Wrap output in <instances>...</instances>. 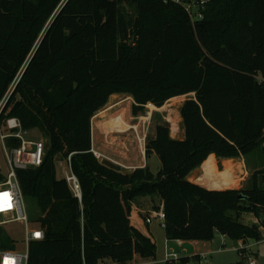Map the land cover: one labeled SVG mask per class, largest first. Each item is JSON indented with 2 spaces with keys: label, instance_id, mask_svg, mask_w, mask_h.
I'll return each mask as SVG.
<instances>
[{
  "label": "trees",
  "instance_id": "1",
  "mask_svg": "<svg viewBox=\"0 0 264 264\" xmlns=\"http://www.w3.org/2000/svg\"><path fill=\"white\" fill-rule=\"evenodd\" d=\"M200 1L0 0V124L16 117L48 138L42 164L17 169L44 232L30 243L28 264L155 259V237L131 221L141 196L160 199L152 207L163 204L169 240L210 242L219 233L245 245L264 238V170L240 191L188 179L212 153L238 158L264 144V0H207L203 19L193 22L185 4ZM123 92L134 99V116L148 103L195 94L181 105L184 137L158 124L149 140L145 157L162 161L156 175L147 165L115 170L89 152L92 118ZM70 153L81 200L57 176L56 162ZM246 213L259 223L243 222ZM15 244L0 226V251Z\"/></svg>",
  "mask_w": 264,
  "mask_h": 264
},
{
  "label": "rangeland",
  "instance_id": "2",
  "mask_svg": "<svg viewBox=\"0 0 264 264\" xmlns=\"http://www.w3.org/2000/svg\"><path fill=\"white\" fill-rule=\"evenodd\" d=\"M127 9L129 10L130 17L135 15L134 7H128L127 5ZM106 40L108 41V45L109 43L114 45L115 40L113 36H107ZM121 40L118 39L117 42L119 43ZM134 40V35L130 34L128 44H134ZM193 96H195L194 93L178 96L174 100L167 101L161 107L146 106L143 114L134 116L131 113V106L134 99L130 94L123 92L111 95L107 104L92 118V132L96 147L98 146L97 148L102 154L111 157L129 168L130 172L138 167H145L147 165L152 173L156 175L162 167V161L156 154L145 158L149 140L153 137L158 124L169 126L171 136L176 137V135L181 134L183 138L184 128L180 109L184 101ZM166 104H169L167 108H165ZM119 120L122 121L116 122ZM29 136L35 137L36 139L42 138L48 142L47 136H43L37 129L30 130ZM263 145L261 142L248 156H240L236 160L230 159L226 163L219 162L220 169H230L234 173L228 180L230 184L222 188H235V190L240 191L247 190L252 186L253 172L256 170H264ZM217 158L218 160L221 159L219 157ZM56 163L57 176L64 178L66 168L64 159H58ZM240 166L245 168L239 170ZM0 170L7 179L9 167L1 139ZM191 173L188 177L193 182H196L195 180L199 174L193 176L194 174ZM149 198L141 196L134 202V210L131 215L132 223L137 216L146 221L145 219L148 213L143 211L144 208L152 206L153 203H161L159 198L155 197L153 201ZM24 202L28 215V226L30 229H33L38 224L36 220L40 216V210L34 199L24 197ZM244 216L243 222L259 223V220L251 213H246ZM0 226H3L15 240V250L24 252L26 249V231L22 223L19 221L4 222L3 218L0 217ZM151 228L156 238L157 257L155 259H141L138 256V259L135 258L133 261L135 264H165L166 260L170 257L169 254L172 252H176L179 259H174L171 264H249L248 257L241 254V248L243 247H249V254L255 259L256 264H264V238L261 240L249 239L244 245L241 242L234 241L229 237L216 233L210 242L188 240L179 243L178 240H169L166 238L164 227L158 219L153 220ZM182 257H189V259L187 262L181 263L180 259ZM107 264L117 263L108 262Z\"/></svg>",
  "mask_w": 264,
  "mask_h": 264
},
{
  "label": "built area",
  "instance_id": "3",
  "mask_svg": "<svg viewBox=\"0 0 264 264\" xmlns=\"http://www.w3.org/2000/svg\"><path fill=\"white\" fill-rule=\"evenodd\" d=\"M175 1L180 2L181 0ZM206 2L207 0H201L200 4L202 6H199L198 2L193 3V5L189 3L185 4L193 22H195V20L203 19V9ZM146 106L156 107L152 103H148ZM1 107L2 105H0V110ZM29 132L30 131H27L23 128L20 120L16 117H10L0 124V139L2 141L3 150L5 152L6 161L9 167L7 179H5L3 182H0V217L3 218L4 222H21L26 231L25 251H0V264H28L30 243L34 240H40L44 237V232L39 225L33 229H30L28 226L29 221L24 202V195L17 178V169H26L40 166L48 149V144L44 139L30 137ZM8 137L19 139V145L12 147L8 146L6 143V139ZM97 147L92 132L91 147L89 152H91L100 161L104 157L111 158L102 154ZM72 155L73 153H70L69 156L64 160V164L66 166L64 178L67 180L74 195L79 200H81L82 190L80 181L72 169ZM153 219H158L164 227L165 212L163 204H161L158 210H152L151 214L146 218V222L150 223ZM178 241L179 243H183L182 240ZM241 254L248 257L249 264H256L255 259L249 254V247L241 248ZM169 256L170 257L168 259L171 260L179 259L176 252L170 253ZM100 264L107 263L101 262Z\"/></svg>",
  "mask_w": 264,
  "mask_h": 264
},
{
  "label": "crops",
  "instance_id": "4",
  "mask_svg": "<svg viewBox=\"0 0 264 264\" xmlns=\"http://www.w3.org/2000/svg\"><path fill=\"white\" fill-rule=\"evenodd\" d=\"M175 98H177V97H174L170 100H174ZM120 121H122V120H119L116 122H120ZM155 135H156V130L154 132L153 137H155ZM183 136H184V134H183ZM176 137H182V135L178 134V135H176ZM211 158H212V160L210 162L206 163V161L208 159H211ZM230 159L236 160V158H221L218 160V158L216 157V155L214 153L210 154L208 156V158L202 163L201 167L196 168L191 173V174H194L193 176H196V174L197 175L199 174L198 178H196V180H195L196 181L195 183H198V184H200L206 188H209V189H235V188H222V187H225L226 185L230 184L228 180L233 176L234 173L230 169H220V167H219L220 163L219 162L226 163ZM239 168H240L239 170H243V168H245V167L242 168V166H240ZM152 210H153V207L148 206V207L144 208L143 211H146L148 213L147 215L149 216L151 214ZM147 215H146V218L148 217ZM153 220H152V222H153ZM152 222L147 223L146 221H144L139 216H137L135 218V220H133V224L136 225L143 233L154 237V232L152 231V228H151ZM182 242H185V241H182ZM239 242H241V241H239ZM137 257H138V255H136L134 257V259L132 260V262L130 264H135L133 261ZM140 258L143 259L142 257H140ZM108 262H110V261H108Z\"/></svg>",
  "mask_w": 264,
  "mask_h": 264
},
{
  "label": "water",
  "instance_id": "5",
  "mask_svg": "<svg viewBox=\"0 0 264 264\" xmlns=\"http://www.w3.org/2000/svg\"><path fill=\"white\" fill-rule=\"evenodd\" d=\"M176 138L177 139H182V137H176ZM101 162L103 164L107 165L108 167L113 168L115 170L122 171L124 173H129L130 172L129 168H127L126 166H124L123 164L119 163L118 161H116L114 159H111V158H108V157H104V158H102ZM239 197L242 198L243 195L240 194Z\"/></svg>",
  "mask_w": 264,
  "mask_h": 264
},
{
  "label": "bare ground",
  "instance_id": "6",
  "mask_svg": "<svg viewBox=\"0 0 264 264\" xmlns=\"http://www.w3.org/2000/svg\"><path fill=\"white\" fill-rule=\"evenodd\" d=\"M169 101H170V100H169ZM167 106H169V104H168V105L166 104V105H165V108H167Z\"/></svg>",
  "mask_w": 264,
  "mask_h": 264
}]
</instances>
